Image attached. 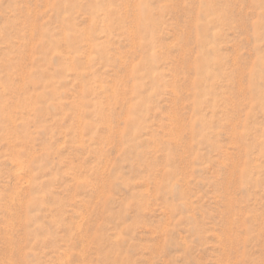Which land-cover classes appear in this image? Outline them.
I'll return each instance as SVG.
<instances>
[{
	"label": "rangeland",
	"instance_id": "obj_1",
	"mask_svg": "<svg viewBox=\"0 0 264 264\" xmlns=\"http://www.w3.org/2000/svg\"><path fill=\"white\" fill-rule=\"evenodd\" d=\"M0 264H264V0H0Z\"/></svg>",
	"mask_w": 264,
	"mask_h": 264
}]
</instances>
